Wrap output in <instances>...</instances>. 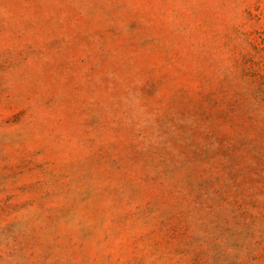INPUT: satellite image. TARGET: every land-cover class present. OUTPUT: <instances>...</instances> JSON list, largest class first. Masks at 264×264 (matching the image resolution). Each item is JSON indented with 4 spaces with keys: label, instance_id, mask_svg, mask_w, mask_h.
<instances>
[{
    "label": "rangeland",
    "instance_id": "obj_1",
    "mask_svg": "<svg viewBox=\"0 0 264 264\" xmlns=\"http://www.w3.org/2000/svg\"><path fill=\"white\" fill-rule=\"evenodd\" d=\"M0 264H264V0H0Z\"/></svg>",
    "mask_w": 264,
    "mask_h": 264
}]
</instances>
